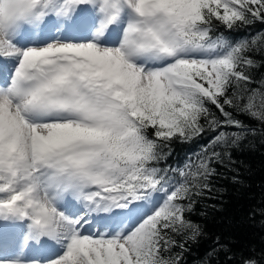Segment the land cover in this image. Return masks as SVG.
Here are the masks:
<instances>
[{"label": "snow or ice", "instance_id": "obj_1", "mask_svg": "<svg viewBox=\"0 0 264 264\" xmlns=\"http://www.w3.org/2000/svg\"><path fill=\"white\" fill-rule=\"evenodd\" d=\"M257 22L264 0H0V264H182L193 194L258 132L237 115L264 125V31H221Z\"/></svg>", "mask_w": 264, "mask_h": 264}, {"label": "trees", "instance_id": "obj_2", "mask_svg": "<svg viewBox=\"0 0 264 264\" xmlns=\"http://www.w3.org/2000/svg\"><path fill=\"white\" fill-rule=\"evenodd\" d=\"M221 31L239 40L264 31V25L257 22L232 32ZM253 58L260 65L251 70L254 80L264 79V56L254 53ZM237 118L258 132L231 149L230 160L225 157L222 164L213 162L216 172L209 179V189L193 194L187 216L200 225L201 235L186 242L182 264H239L241 254L264 250V132L259 131L264 125L244 114ZM211 136L208 132L188 143H173L171 155L161 166L182 167L186 158L200 152ZM177 240L185 242L183 236Z\"/></svg>", "mask_w": 264, "mask_h": 264}]
</instances>
